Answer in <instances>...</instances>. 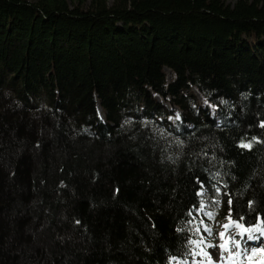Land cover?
I'll return each instance as SVG.
<instances>
[{"label": "trees", "instance_id": "obj_1", "mask_svg": "<svg viewBox=\"0 0 264 264\" xmlns=\"http://www.w3.org/2000/svg\"><path fill=\"white\" fill-rule=\"evenodd\" d=\"M201 203L264 221V0H0V264L189 260Z\"/></svg>", "mask_w": 264, "mask_h": 264}, {"label": "rangeland", "instance_id": "obj_2", "mask_svg": "<svg viewBox=\"0 0 264 264\" xmlns=\"http://www.w3.org/2000/svg\"><path fill=\"white\" fill-rule=\"evenodd\" d=\"M112 1L113 0H107L108 4H111ZM234 1L235 0H227V2L230 4H232ZM165 73H166V80L168 82L171 81L174 77L173 72L169 70L168 68H165ZM192 89L193 91L195 90L194 88ZM156 98L162 103L164 102L167 106H170L166 101L159 98L158 96H156ZM197 102H199L201 105L205 104V100L203 99V97H201V95L200 97L197 95ZM176 110L178 111V108H176ZM169 119L172 122H174L178 118L176 115H173V116H170ZM220 205L221 206L223 205L222 201L220 202ZM228 205L229 204H227V206ZM205 213L206 211L204 209L203 211L199 209L197 212L193 213V216L199 221V227L201 228V232L198 235L199 236L203 235L207 243L217 245V247H214V248H205V251L209 253L214 264H220L221 262V248L219 247V245L222 244L225 240H229V237H232V236H234L236 240L241 241L240 248L237 249L231 243H229L228 245L229 251L224 253L225 259L227 260L229 253L234 254L237 251H239L243 254L240 256H235L234 259L227 261V264H256L250 260V257L254 251L258 250V248L264 247V236H260L259 233H251V235L258 236L259 239L248 240L247 237L249 234H245L243 237L236 235V233L240 231L237 228H229L227 231H225L223 226L229 223V211H227V213H223L224 215L219 216V214L221 213L220 211L217 214H215L214 218H211V219L208 216H206ZM231 219L234 220L232 217ZM200 221H203L204 225H207L209 228H211V235H208L206 232L203 231V226L200 225ZM258 224H261V222H258L256 225ZM245 227L253 228V226H245ZM221 232L225 233L223 239H221L220 237ZM195 259L197 261L204 259L205 264H207V260L203 256H197ZM176 261H183V260H176ZM188 261H189V264H191L192 258L189 259ZM172 264H173V261H172Z\"/></svg>", "mask_w": 264, "mask_h": 264}, {"label": "snow or ice", "instance_id": "obj_3", "mask_svg": "<svg viewBox=\"0 0 264 264\" xmlns=\"http://www.w3.org/2000/svg\"><path fill=\"white\" fill-rule=\"evenodd\" d=\"M177 118H179V114H178ZM242 147H250V145H242ZM229 204H231V200H229ZM204 208H205L204 203H201L200 210L203 211ZM189 214H191V213H189ZM205 215L211 219V218H214L215 213L214 212H206ZM238 220L240 222H237V221H234L231 219V209H230V211H229V223L225 224L223 226L225 231H227L229 228H237L240 231L238 233H236V235L243 237L245 234H249L247 237L248 240L259 239L258 236L251 235V233H259L260 236H264V221H262L261 224H258L253 228H248V227H245V225L243 223V221H244L243 217H239ZM189 223H194V221H189ZM200 225L203 226L204 232H206L208 235H211V228H209L207 225H204L203 221H200ZM178 231H180V229H178ZM200 232H201L200 227L194 228L193 229V236H196ZM224 235H225L224 232L220 233L221 239H223ZM229 243H231L235 248L239 249L241 241L236 240L235 237L232 236V237H229V240H225L222 244L219 245V247L221 248V262H220V264H227V261L234 259L235 256H240L243 254L239 251H237L234 254L229 253L227 260H226L224 257V253L229 251V249H228ZM188 247H189V251L187 253H185V255L186 256L190 255L192 257L191 264H205L204 259L197 261L195 259L197 256H203L204 258H206L207 264H214L209 253L207 251H205V248H214V247H217V245L207 243L205 241L203 235H200L198 239L190 238L188 240ZM252 255L255 256L256 253L253 252ZM172 261H173V264H189L188 260L176 261L175 257L172 258Z\"/></svg>", "mask_w": 264, "mask_h": 264}, {"label": "water", "instance_id": "obj_4", "mask_svg": "<svg viewBox=\"0 0 264 264\" xmlns=\"http://www.w3.org/2000/svg\"><path fill=\"white\" fill-rule=\"evenodd\" d=\"M99 110L101 111V108H99Z\"/></svg>", "mask_w": 264, "mask_h": 264}, {"label": "bare ground", "instance_id": "obj_5", "mask_svg": "<svg viewBox=\"0 0 264 264\" xmlns=\"http://www.w3.org/2000/svg\"><path fill=\"white\" fill-rule=\"evenodd\" d=\"M253 227H255V226H253Z\"/></svg>", "mask_w": 264, "mask_h": 264}]
</instances>
